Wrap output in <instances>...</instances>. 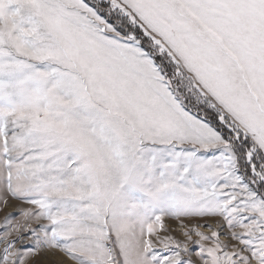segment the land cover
Returning <instances> with one entry per match:
<instances>
[{"label": "snow or ice", "instance_id": "snow-or-ice-1", "mask_svg": "<svg viewBox=\"0 0 264 264\" xmlns=\"http://www.w3.org/2000/svg\"><path fill=\"white\" fill-rule=\"evenodd\" d=\"M0 213V264H264V0H0Z\"/></svg>", "mask_w": 264, "mask_h": 264}, {"label": "rangeland", "instance_id": "rangeland-1", "mask_svg": "<svg viewBox=\"0 0 264 264\" xmlns=\"http://www.w3.org/2000/svg\"><path fill=\"white\" fill-rule=\"evenodd\" d=\"M9 210H10V209H9ZM2 215H3V214H2V213H0V218H2ZM68 264H70V262H68Z\"/></svg>", "mask_w": 264, "mask_h": 264}]
</instances>
